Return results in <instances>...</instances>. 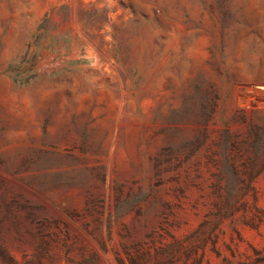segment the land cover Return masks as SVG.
Returning <instances> with one entry per match:
<instances>
[{
    "label": "rangeland",
    "instance_id": "rangeland-1",
    "mask_svg": "<svg viewBox=\"0 0 264 264\" xmlns=\"http://www.w3.org/2000/svg\"><path fill=\"white\" fill-rule=\"evenodd\" d=\"M0 264H264V0H0Z\"/></svg>",
    "mask_w": 264,
    "mask_h": 264
}]
</instances>
